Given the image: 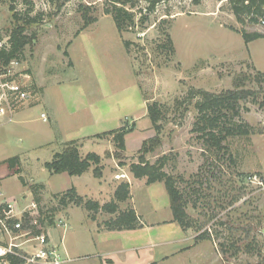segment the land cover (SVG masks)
Masks as SVG:
<instances>
[{"label": "rangeland", "instance_id": "374dc122", "mask_svg": "<svg viewBox=\"0 0 264 264\" xmlns=\"http://www.w3.org/2000/svg\"><path fill=\"white\" fill-rule=\"evenodd\" d=\"M128 1L122 5L133 13L134 24L118 31L111 13L114 0H0L1 37L13 26L11 5L36 20L27 28L36 37L25 46L17 68L29 73L36 96L13 121L0 125V188L23 206L33 200L31 185L42 183L41 213L50 221L65 218L74 205L62 207L55 194L72 185L78 194H96L98 189L91 176L94 165L80 176L50 174L44 167L52 152L63 149L61 141H82L81 155H100L101 170L109 149L130 173L129 164L140 153L151 163L165 157L163 171L183 193L189 228L203 232L219 252L212 258L208 254L202 264H264V107L250 98L240 101V118L251 132L227 137L225 148L217 151L191 131L197 114L194 100L187 107L182 103L191 87L218 92L234 88L241 79L244 88L256 89L253 76L264 72V38L245 44L227 0ZM244 27L264 32L261 23ZM44 90L45 101L38 102ZM152 101L161 110V142L152 149L148 143L143 152V141L156 133L147 112ZM99 118L105 122L99 125ZM119 128L126 131L124 150L115 146L112 135L92 137ZM11 157H18V166H8ZM134 192L143 208L151 209L153 199L162 201L152 189ZM86 210L73 208L71 218H65L63 243L82 246L70 264H93L92 250L84 246L85 228L92 225ZM62 227L57 224L51 236L59 240Z\"/></svg>", "mask_w": 264, "mask_h": 264}, {"label": "trees", "instance_id": "16d2710c", "mask_svg": "<svg viewBox=\"0 0 264 264\" xmlns=\"http://www.w3.org/2000/svg\"><path fill=\"white\" fill-rule=\"evenodd\" d=\"M25 1V0H24ZM129 2L128 0H114V6L111 10L113 20L118 31L129 28L134 24L133 13L126 9L122 4ZM119 3L121 5H117ZM229 9L236 22L240 25L239 32L241 33L245 44L264 38V32L259 30H246V24L261 23L264 28V0H227ZM12 11L13 26L8 32L9 47L0 51V58L4 62L11 59L23 60L25 46L30 44L36 37L34 33L28 34L27 28L35 19L29 18L28 13L23 15L15 11L13 5ZM92 21V20H91ZM168 47L171 52H174L172 39L167 36ZM253 81L256 84V89L244 88V82L237 79L234 82V88L220 90L218 92L209 91L203 88L191 87L188 89L182 103L190 105V100L193 101V107L196 110V117L194 119L191 131L197 134L198 139H202L209 148H214L219 151L225 148L224 141L229 136L248 135L251 132V126L242 121L239 114L240 101L250 98L258 105L264 107V72L257 70L253 76ZM181 103V101H179ZM147 112L152 126L156 133L153 138L144 140L141 151L146 152L154 148L161 142L160 131L162 124L158 121L161 119V110L156 101L147 104ZM124 128L109 130L94 135L97 138H102L106 135H112L115 146L119 150H124ZM150 144L147 149V144ZM81 143L79 139H72L64 143L61 151H55L50 160L44 162V167L50 174L67 173L68 175H80L85 172L91 165L95 176L101 175V157L95 152H88L81 155L79 147ZM119 155V153H118ZM115 154L116 157H118ZM165 157L157 159L151 163L144 157L143 153L138 156V161L129 164V169L134 177L146 179L147 183L156 181H163L169 196L170 208L173 214V220L179 223L183 229L189 228L190 221L186 211V200L183 193L176 185V180L165 171L163 165ZM8 166L14 168L19 165L18 157H11L6 159ZM120 164L123 162L120 161ZM19 171V169H15ZM251 176V175H248ZM25 183L23 177H20ZM40 189H44L42 183H35L31 185V192L33 194V201L37 204L39 210L41 197L38 195ZM58 199V204L66 207L69 203L77 206H82L90 212V217L95 219L99 211L107 212L116 215L107 220H104L101 225L106 229H131L139 226L138 216L132 208L119 210L118 201H124L129 197V183L122 181L119 183L114 191L113 199L102 205L98 201L85 198L76 192L74 187L62 191L54 195ZM50 219V217H49ZM47 221V226H52L54 219ZM204 233L197 235L196 239L203 238ZM223 247V246H222ZM221 253H225L221 248ZM150 264H157L152 262Z\"/></svg>", "mask_w": 264, "mask_h": 264}, {"label": "crops", "instance_id": "0c3cea01", "mask_svg": "<svg viewBox=\"0 0 264 264\" xmlns=\"http://www.w3.org/2000/svg\"><path fill=\"white\" fill-rule=\"evenodd\" d=\"M43 100L45 101V90L39 97L38 102H42ZM24 109L18 110L15 115ZM88 114L94 118L93 110H88ZM97 120L99 125L105 122L104 120L100 121V118ZM56 131L59 133V126L57 124ZM92 137L95 136L93 135ZM56 138H58V136ZM72 139L75 138L66 140L69 141ZM54 140L55 139L50 142H53ZM66 140L61 142L65 143ZM113 153L114 152H112L111 149L106 152V158H104L103 162H106L107 165H103L104 167L101 170L102 173L100 176H95V174L91 172L92 179L94 178L97 180V193L79 195L98 201L102 204L105 201L112 200L117 185L126 180L129 183V197L124 201H118L117 204L119 210L132 208L138 216L139 226L131 229H106L103 228L101 223L104 220L114 217L116 213L111 214L107 212H99L96 214L95 219H92L90 217V212L83 208L86 210V216L90 219L92 224L85 228L88 237L86 242L87 245L84 246H87L92 250V254H90L91 260L89 262H93V264H150L152 262H156L157 264H202L207 260L206 256H209L208 254H210L211 258L214 254H219V252L215 250L214 245L208 239H196L199 232L192 230L191 228L183 229L179 223L173 220L169 196L168 193H166L165 185L162 181L147 183L144 177H134L128 170H124V168H121L118 165ZM108 168H110V172L108 171ZM89 169L91 168L89 167L85 172ZM72 186L75 188L74 185ZM100 187L103 188V190H99ZM104 188L108 191H105ZM134 188L141 190L152 189L154 195L161 196V203H158L153 199V207H151V209L143 208L136 200ZM0 190L2 191L1 188ZM3 195L5 196L4 193ZM96 197L105 198L103 201H99ZM31 201L32 200L27 201L25 204ZM78 207L82 208V206L70 205L66 210L67 216L65 218L69 220L73 208ZM52 226L50 227L52 228L51 230L57 231V225ZM70 227L71 226H69V229ZM67 229L68 223L66 227H62V234L59 240H57L56 237L54 238L51 236V230H49V234L51 241L58 246L61 254L64 257L69 258V261H67L66 264H70L78 259V257L75 256L82 246H78L79 244L77 241L73 243H63L65 233L68 232ZM70 233H72V231ZM218 257L221 258L220 255H218Z\"/></svg>", "mask_w": 264, "mask_h": 264}, {"label": "built area", "instance_id": "2783aa9c", "mask_svg": "<svg viewBox=\"0 0 264 264\" xmlns=\"http://www.w3.org/2000/svg\"><path fill=\"white\" fill-rule=\"evenodd\" d=\"M9 45V36H0V51ZM19 61L0 58V125L13 121L15 113L28 107L36 96L29 73L17 69ZM40 116L46 120L44 113ZM48 219L33 200L20 206L0 190V264H66L69 258L61 254L45 227ZM53 223L67 226L64 218Z\"/></svg>", "mask_w": 264, "mask_h": 264}]
</instances>
